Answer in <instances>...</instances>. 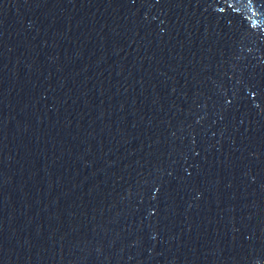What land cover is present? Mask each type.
I'll list each match as a JSON object with an SVG mask.
<instances>
[{
	"label": "water",
	"instance_id": "95a60500",
	"mask_svg": "<svg viewBox=\"0 0 264 264\" xmlns=\"http://www.w3.org/2000/svg\"><path fill=\"white\" fill-rule=\"evenodd\" d=\"M0 264H264V0H0Z\"/></svg>",
	"mask_w": 264,
	"mask_h": 264
}]
</instances>
